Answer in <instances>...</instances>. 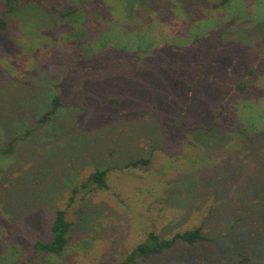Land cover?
<instances>
[{"label":"rangeland","instance_id":"obj_1","mask_svg":"<svg viewBox=\"0 0 264 264\" xmlns=\"http://www.w3.org/2000/svg\"><path fill=\"white\" fill-rule=\"evenodd\" d=\"M0 16V264H264V0H0ZM103 169L108 187L73 194ZM57 209L65 249L33 254ZM199 226L209 240L124 262Z\"/></svg>","mask_w":264,"mask_h":264},{"label":"trees","instance_id":"obj_2","mask_svg":"<svg viewBox=\"0 0 264 264\" xmlns=\"http://www.w3.org/2000/svg\"><path fill=\"white\" fill-rule=\"evenodd\" d=\"M227 0H222V3H225ZM20 3V0H6V4L10 9H13L16 5ZM215 4H219L215 3ZM70 13V12H69ZM6 20L0 16V28H6ZM251 75H253V70H251ZM237 88H245L244 84L238 83ZM60 105V98L56 96L52 101V106L47 109L41 116L38 121L46 122L49 120L57 111L58 106ZM13 142L9 144L8 147H0V153H9L13 150ZM146 162V160L140 159L132 161L130 164L137 166L139 163ZM107 170H95L91 172L88 177L78 185H75L72 188L73 194H76L80 190L86 192L91 191L92 187H108L106 181ZM74 197L71 198L73 200ZM72 227V221L67 217L66 209H57L55 218L51 227L52 236L48 241L36 240L33 243V254H61L65 249L68 243L69 233ZM182 240L190 245H195L199 241L209 240V237L203 233L202 227H195L190 230H185L183 232H178L174 234L171 238H160L155 232H151L148 236L146 242L139 244L133 251L130 253L125 263L132 262L136 257H150L152 255H157L163 250L171 248L178 241ZM17 264H29L27 261L19 262ZM101 264H111L110 262H103Z\"/></svg>","mask_w":264,"mask_h":264}]
</instances>
